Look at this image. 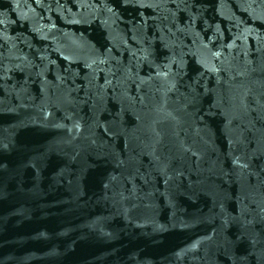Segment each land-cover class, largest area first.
<instances>
[{
  "label": "water",
  "instance_id": "obj_1",
  "mask_svg": "<svg viewBox=\"0 0 264 264\" xmlns=\"http://www.w3.org/2000/svg\"><path fill=\"white\" fill-rule=\"evenodd\" d=\"M0 264H264V0H0Z\"/></svg>",
  "mask_w": 264,
  "mask_h": 264
}]
</instances>
